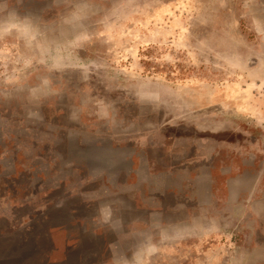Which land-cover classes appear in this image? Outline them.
<instances>
[{
	"label": "rangeland",
	"instance_id": "rangeland-1",
	"mask_svg": "<svg viewBox=\"0 0 264 264\" xmlns=\"http://www.w3.org/2000/svg\"><path fill=\"white\" fill-rule=\"evenodd\" d=\"M14 15L30 29L0 30V264H116L81 192L103 188L88 140L113 123L150 158L196 142L219 190L197 264H264V0H0V28Z\"/></svg>",
	"mask_w": 264,
	"mask_h": 264
},
{
	"label": "crops",
	"instance_id": "crops-1",
	"mask_svg": "<svg viewBox=\"0 0 264 264\" xmlns=\"http://www.w3.org/2000/svg\"><path fill=\"white\" fill-rule=\"evenodd\" d=\"M6 18L2 34L29 28V19L22 28L18 16ZM112 125L115 140H105L100 133L88 140L92 150L86 154L87 166L103 188L81 190L96 201L95 211L109 228L112 259L116 264H197L198 235L205 242L198 226H206L205 212L218 200L219 190L212 175L196 170V142L153 146L151 153L160 157L150 158L149 146L133 148V132L138 129L130 124ZM134 158H138V168ZM198 211L204 213L198 216ZM101 242L93 239L88 259H97Z\"/></svg>",
	"mask_w": 264,
	"mask_h": 264
},
{
	"label": "flooded vegetation",
	"instance_id": "flooded-vegetation-1",
	"mask_svg": "<svg viewBox=\"0 0 264 264\" xmlns=\"http://www.w3.org/2000/svg\"><path fill=\"white\" fill-rule=\"evenodd\" d=\"M36 226H38V225L36 224Z\"/></svg>",
	"mask_w": 264,
	"mask_h": 264
}]
</instances>
